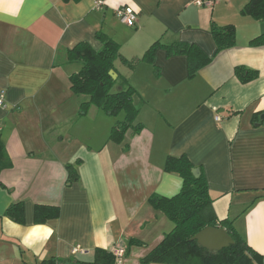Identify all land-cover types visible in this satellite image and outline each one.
Segmentation results:
<instances>
[{"label": "crops", "instance_id": "crops-1", "mask_svg": "<svg viewBox=\"0 0 264 264\" xmlns=\"http://www.w3.org/2000/svg\"><path fill=\"white\" fill-rule=\"evenodd\" d=\"M97 1L0 0V90L6 91L0 264H38L54 256L92 261L96 248L117 246L127 248L121 264H144L173 228L149 198L180 191L182 177L165 164L182 155L204 172L217 216L233 219L264 253V44H251L264 33V19L241 12L250 0H103L99 8ZM124 5L138 12L134 26L116 13ZM213 22L236 27L235 45L217 49ZM99 32L134 62L118 58L115 71L137 91L136 123L143 129L128 131L121 143L110 133L124 113L91 106L80 115L86 97L71 89L81 64L68 52L81 42L101 49ZM158 40L197 44L211 61L190 77L184 54L169 56L160 47L154 62L143 60ZM238 66L258 75L242 82ZM67 164L78 171L71 184ZM17 202L21 222L7 215ZM37 205L57 206L58 215L39 221ZM76 245L84 252L72 253Z\"/></svg>", "mask_w": 264, "mask_h": 264}, {"label": "trees", "instance_id": "trees-1", "mask_svg": "<svg viewBox=\"0 0 264 264\" xmlns=\"http://www.w3.org/2000/svg\"><path fill=\"white\" fill-rule=\"evenodd\" d=\"M258 20L264 19V0H250L241 11ZM217 49L232 47L236 43V27L233 24L218 25L213 22L211 26ZM103 42L101 49L96 50L87 42H81L68 52V59L81 64L80 69L71 77V89L76 95L86 97L80 104L79 113L85 115L91 106H97L107 114L118 116L124 113V118L118 120L110 133V140L121 143L127 132L139 133L143 124L136 123L139 108L135 102L136 89L124 78H113L110 71L115 70V61L121 58V45L114 38L103 32L98 33ZM252 45L264 44V33L251 40ZM164 48L167 55L184 54L188 59V73L190 77L196 75L199 69L206 66L211 58L197 44L174 42L163 44L155 41L144 53L142 59L154 62L155 52ZM130 66L134 62L128 61ZM236 75L242 82L254 79L258 73L251 69L238 66ZM118 85H121L118 87ZM5 144L0 133V168L5 164ZM78 164V163H76ZM194 163L187 155L169 156L165 170L179 174L182 179L180 191L173 196L159 194L151 195V205L163 212L172 222L173 228L167 232L142 262L151 261L168 264H264V253L257 251L237 230L233 219L221 218L214 210V197L208 187L204 172L197 177L193 174ZM67 183L71 184L78 178L75 164H67ZM57 206L37 205L36 217L44 221L49 217L58 215ZM14 220L23 221V206L21 202L12 204L8 210ZM207 226H216L226 229L234 239V243L220 251H213L202 246L193 239L199 231ZM130 243L142 242L132 239ZM38 264H117L116 257L111 250L96 248L92 261L76 257H51Z\"/></svg>", "mask_w": 264, "mask_h": 264}, {"label": "water", "instance_id": "water-1", "mask_svg": "<svg viewBox=\"0 0 264 264\" xmlns=\"http://www.w3.org/2000/svg\"><path fill=\"white\" fill-rule=\"evenodd\" d=\"M110 73L113 78H117V73L114 69ZM192 172L197 177L201 174L198 167L193 168ZM193 239L197 240L205 248L213 251H220L234 243V239L226 229L216 226L205 227L193 236Z\"/></svg>", "mask_w": 264, "mask_h": 264}, {"label": "built area", "instance_id": "built-area-1", "mask_svg": "<svg viewBox=\"0 0 264 264\" xmlns=\"http://www.w3.org/2000/svg\"><path fill=\"white\" fill-rule=\"evenodd\" d=\"M103 0H98L97 1V8L101 7V5L103 4ZM196 3L201 5L204 4L203 0H196ZM117 15L119 16V18L121 19L122 22L126 23L127 25L130 26H134L137 23L138 20V12L136 11V9L130 5H124L120 8H118L116 10ZM6 91L4 89L0 90V106L5 107L6 106ZM216 119L217 120H221V116L219 114L216 115ZM84 248L81 245H76L73 249H72V253H77L79 251L84 252ZM116 260H117V264H121L126 255H127V248L124 246H117L114 247L112 249Z\"/></svg>", "mask_w": 264, "mask_h": 264}]
</instances>
